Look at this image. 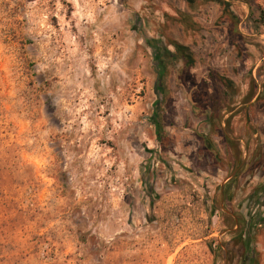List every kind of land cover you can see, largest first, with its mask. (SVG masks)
Segmentation results:
<instances>
[{
  "label": "rangeland",
  "instance_id": "1",
  "mask_svg": "<svg viewBox=\"0 0 264 264\" xmlns=\"http://www.w3.org/2000/svg\"><path fill=\"white\" fill-rule=\"evenodd\" d=\"M222 2L0 0V264H264V34Z\"/></svg>",
  "mask_w": 264,
  "mask_h": 264
},
{
  "label": "trees",
  "instance_id": "2",
  "mask_svg": "<svg viewBox=\"0 0 264 264\" xmlns=\"http://www.w3.org/2000/svg\"><path fill=\"white\" fill-rule=\"evenodd\" d=\"M186 3L192 7L197 1H204V2H213L217 4H223L222 0H185ZM249 8L250 14L255 17V22L262 28V33L264 34V12L263 10L256 4L255 0H242ZM228 11V9H227ZM175 49V55L181 60L186 67H193L194 60L189 52V49L180 44H173ZM262 93L264 95V84L262 86ZM250 226H248L249 228ZM240 243L244 249L245 258L248 261V264H257L256 262V254L254 249L250 246L251 244V233L247 230L241 233L239 237Z\"/></svg>",
  "mask_w": 264,
  "mask_h": 264
},
{
  "label": "crops",
  "instance_id": "3",
  "mask_svg": "<svg viewBox=\"0 0 264 264\" xmlns=\"http://www.w3.org/2000/svg\"><path fill=\"white\" fill-rule=\"evenodd\" d=\"M247 260V259H246ZM247 264H248V261H247Z\"/></svg>",
  "mask_w": 264,
  "mask_h": 264
}]
</instances>
